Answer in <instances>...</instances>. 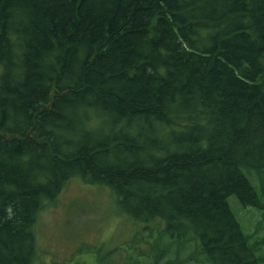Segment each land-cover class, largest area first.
Wrapping results in <instances>:
<instances>
[{"label":"trees","instance_id":"obj_1","mask_svg":"<svg viewBox=\"0 0 264 264\" xmlns=\"http://www.w3.org/2000/svg\"><path fill=\"white\" fill-rule=\"evenodd\" d=\"M0 67V264H45L38 216L78 178L208 264H261L229 198L261 206L264 0H0ZM136 249L107 259L170 264Z\"/></svg>","mask_w":264,"mask_h":264},{"label":"rangeland","instance_id":"obj_2","mask_svg":"<svg viewBox=\"0 0 264 264\" xmlns=\"http://www.w3.org/2000/svg\"><path fill=\"white\" fill-rule=\"evenodd\" d=\"M102 115L106 119L103 135H107L112 129L111 118ZM253 174L249 176L254 178ZM255 187L261 206L244 205L236 196L230 197L229 203L250 246L264 264V183L261 186L255 179ZM154 208L155 203L132 202V193L119 195L108 185L74 179L55 201L46 202L38 216L34 230L41 259L45 264H125L124 257L107 259V256L132 240V245L138 248L132 255L143 262L146 259L139 257L138 252L145 254L157 245V252L164 251L158 257L162 263L208 264L206 255L196 249L198 239L191 231L186 239L169 233L162 236L157 230L147 232L146 226H164L156 220L144 221L147 212ZM135 212L140 213L138 219L134 218ZM167 248L170 250L165 251ZM153 259L154 256L146 264Z\"/></svg>","mask_w":264,"mask_h":264}]
</instances>
